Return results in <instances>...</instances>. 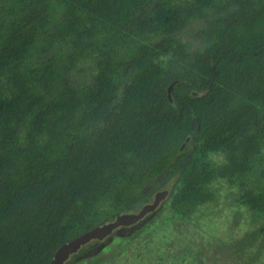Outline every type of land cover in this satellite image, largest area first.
<instances>
[{
	"label": "trees",
	"instance_id": "trees-1",
	"mask_svg": "<svg viewBox=\"0 0 264 264\" xmlns=\"http://www.w3.org/2000/svg\"><path fill=\"white\" fill-rule=\"evenodd\" d=\"M85 58L92 79L76 85ZM263 149L264 0H0V264H47L171 180L178 212L213 200L218 178L262 212Z\"/></svg>",
	"mask_w": 264,
	"mask_h": 264
},
{
	"label": "rangeland",
	"instance_id": "rangeland-1",
	"mask_svg": "<svg viewBox=\"0 0 264 264\" xmlns=\"http://www.w3.org/2000/svg\"><path fill=\"white\" fill-rule=\"evenodd\" d=\"M204 25L203 20H195L182 34L192 49L203 44L198 30ZM65 45L69 49L66 43L57 45L58 57ZM93 72V60L82 59L72 70L70 81L84 84L91 81ZM210 158L223 163L226 154L212 152ZM262 160L264 166V149ZM257 174L254 180L264 181V167ZM172 184L173 180L165 187L171 190ZM211 188L214 199L187 213L173 209L168 196L135 237L114 235L97 255L72 264H264V211L239 203L238 180L218 178Z\"/></svg>",
	"mask_w": 264,
	"mask_h": 264
},
{
	"label": "water",
	"instance_id": "water-1",
	"mask_svg": "<svg viewBox=\"0 0 264 264\" xmlns=\"http://www.w3.org/2000/svg\"><path fill=\"white\" fill-rule=\"evenodd\" d=\"M176 82L173 81L168 86V98L170 103H174L172 99V88ZM190 135L185 139L181 146V150L189 143ZM169 188H161L154 192L152 200L143 203L138 209L133 211H124L117 214L113 219L105 221L87 230L69 241L61 244L55 251L52 259L47 264H65L69 258L77 253L84 245L92 240L104 241L102 247L109 242L114 235H128L136 227L137 223L144 217L149 215L152 217L156 214L158 207L162 201L167 198ZM121 227H128L122 230Z\"/></svg>",
	"mask_w": 264,
	"mask_h": 264
}]
</instances>
